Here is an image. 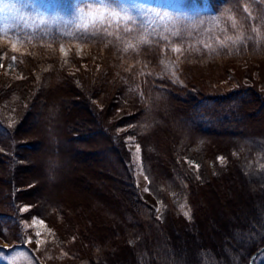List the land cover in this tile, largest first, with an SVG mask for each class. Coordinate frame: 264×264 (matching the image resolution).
I'll use <instances>...</instances> for the list:
<instances>
[{
    "label": "trees",
    "instance_id": "trees-1",
    "mask_svg": "<svg viewBox=\"0 0 264 264\" xmlns=\"http://www.w3.org/2000/svg\"><path fill=\"white\" fill-rule=\"evenodd\" d=\"M9 2L12 12L0 19V168L4 174L0 181V239L12 248L28 249L33 264H103L105 253L100 243L88 241L80 229L68 231L61 210L40 207V202L29 197L36 181L23 186L17 181L28 165L26 152L31 147L23 141L27 127L50 108L46 104L48 90L43 84L58 78L54 88L68 83L64 103L75 102L72 96L77 93L83 103L81 114L87 116H79L75 127L71 124L66 133L68 139L88 142L101 134L107 140L114 162L110 160L123 179L117 181L118 185L128 187L126 194L137 210V216L122 210L126 233L122 239L128 257L119 264H249L250 257L264 246V236L241 248L242 254L230 248L231 241L224 244L220 253L211 246H196L187 258L180 255L172 239L165 237L170 234L166 230L170 222L178 221L184 227L195 222L194 193L206 184L210 174L219 178L234 167L252 186L264 190V145L255 144V140L264 141V135L249 136L246 129L239 128L245 121L246 105L264 109V89L252 81L250 85L243 82L250 79L254 64L246 69L234 65L264 62V0ZM73 8L78 16L86 18L85 23H12L24 11L40 19L53 9L76 17L71 12ZM170 8L174 12L166 13ZM203 18L222 20L226 26L233 22L243 40L221 47L212 36L204 44L188 36V26ZM61 47L66 55L61 54ZM175 48L180 51H173ZM208 50L214 52H204ZM203 66H212L219 85L216 90H198L196 75ZM12 71L20 77L12 79ZM29 79L32 82L27 86ZM229 86L232 89L228 90ZM176 103L180 108L170 113L169 108ZM165 109L181 140L190 133H195V137L177 146L166 164L165 176L156 178L151 162L155 148L150 145L149 136L165 125ZM117 111H124L123 115L112 120L110 117ZM101 112L109 114L102 121ZM216 130L240 144L232 143L216 152L206 142ZM52 136L57 143V136ZM127 139L140 148L141 167L148 190L159 203L158 214L140 197ZM243 142L252 146L245 147ZM56 153L57 149L58 156ZM191 163L199 166L197 170L190 168ZM262 198L256 212L261 215L258 219L264 221V195ZM24 208L27 211L22 212ZM185 211L189 212L188 217ZM34 220L47 229L36 253L27 246L38 238L32 226ZM259 220L255 225L263 223ZM253 264H264V251L254 257Z\"/></svg>",
    "mask_w": 264,
    "mask_h": 264
},
{
    "label": "rangeland",
    "instance_id": "rangeland-1",
    "mask_svg": "<svg viewBox=\"0 0 264 264\" xmlns=\"http://www.w3.org/2000/svg\"><path fill=\"white\" fill-rule=\"evenodd\" d=\"M9 1L17 4L16 1L21 0H0V14L2 13L0 19H6L8 17L6 14L9 15V12H12L9 10L11 9L8 6L10 5ZM168 10L174 12L173 8H170L166 10V13ZM62 11L53 9L43 19L33 17L30 12L24 11L12 23L32 26L43 23L45 20L52 23L65 21L66 24H72L78 22V20H83V23L86 22V18L82 19L81 15L78 16L74 8L71 12L73 14L75 12L76 17ZM188 27H191L186 29L189 31L188 36L197 38L202 44H204V40L211 36L215 39L216 45H221V47H226L230 42L237 44L243 40L241 33L237 34L235 25L231 21L226 26L222 20L210 21L203 18L202 20L197 19L194 25ZM204 52L210 54L214 51ZM236 64L241 65V69H246L249 65L254 64L250 74L251 80L245 78L243 82L250 85L252 81L259 84V89H264V62L258 64L257 61L248 64L237 62L234 65ZM9 73L12 79L20 77L18 73H13V71ZM196 77L195 84H197L198 90L206 87L211 91L216 90L219 86L212 66H203L198 69ZM57 81L58 78L43 84L44 88L48 90L46 104L50 108L42 116L34 118L27 127L26 138L23 141L30 144L31 148L26 152L28 165L20 173V177L17 179L18 184L36 181L37 186L32 190L29 197L36 202H40L38 204L40 207H54L61 210L65 216L63 223L68 231L74 230L76 232L80 229L88 241L100 243L102 245L100 249L105 253L102 259L103 264H119L118 262L128 257L124 246L125 241L122 239V236L126 234L124 228H122L124 220L122 210L126 209L134 216H137V210L132 203V199L128 198L126 194L128 190L126 184H124L126 187L123 188L118 185L117 181L119 179L123 181V179L118 177L115 163H112V161L114 162L113 154L109 152L107 140L101 134H96L94 140L88 142H73L68 139L66 133L71 124L73 123L72 126L75 127L78 123L77 118L87 119V116L81 114L83 103L79 100L80 96L77 93L74 96L71 95L75 102L71 105L64 103L63 97L68 95L64 93L68 83L62 84L56 89L54 87ZM31 82L32 80H27L26 85H30ZM227 89L230 90L232 87L229 86ZM26 91L28 92V90ZM178 108H180V105L176 103V105L173 104L169 108V111ZM169 111L164 110L165 125L160 126L149 136L150 145L155 148L151 162L154 164L153 171L156 173V178L165 176L166 164H168L169 157L177 149V146H183L182 144H185L188 140H193L195 137V133L188 134L185 132L188 135L185 136V141L181 140L180 136L174 132L173 124L167 119ZM123 112L117 111L110 118L115 120L121 117ZM108 115H106V112L104 114L101 112V121L106 119ZM243 115L245 121L239 128L246 129L249 136L259 138L263 136L264 109L254 105H246ZM98 118H95V122ZM236 118L240 119L241 117L237 116ZM48 120H51V122ZM88 125L90 124L85 126L89 127ZM215 132L213 135H208L206 139L208 146L215 151H222L232 143L240 144L234 137L220 134V130ZM52 135L57 136V143L54 142ZM127 141L140 197L155 208L156 214H158L160 206L156 198L149 193L147 179L141 167L140 148L137 152L139 146L130 139H127ZM255 144L264 145V141L261 139L255 140ZM244 145L249 148L252 146L250 142ZM55 149L58 150V153H56L58 156H55ZM190 168L197 170L196 165L193 163L190 164ZM3 175V169L0 168V181L4 177ZM209 177L206 184L199 187L194 193L195 222L184 227L180 222L174 221L170 222L166 228L170 234L165 237V240L172 239L174 247L178 249L181 256L186 258L187 256L190 257L196 246L200 248L211 246L217 253H220L225 249L224 244H230L231 241L230 248H233L234 251L238 249L239 253L242 254L243 248L264 236V221L258 219L261 215L256 212L259 211L260 205L258 204L259 200L263 199L264 190L259 189L256 185L252 186L234 170V167L229 168V171L219 176V178L211 174ZM158 208L159 211H157ZM250 215L253 216L249 218ZM257 220L263 223L255 225ZM37 222V226L34 227L36 232H39L38 238L27 243L35 253L39 245L37 241L40 242L47 234L44 224L40 221ZM39 224H43V227H39ZM260 224L263 225L260 226ZM10 247L11 245L0 239L1 264H32L31 256L23 249H15L6 252V254L2 252L4 249L9 250ZM137 260H140V258H137Z\"/></svg>",
    "mask_w": 264,
    "mask_h": 264
},
{
    "label": "snow or ice",
    "instance_id": "snow-or-ice-1",
    "mask_svg": "<svg viewBox=\"0 0 264 264\" xmlns=\"http://www.w3.org/2000/svg\"><path fill=\"white\" fill-rule=\"evenodd\" d=\"M173 51L178 52V51H180V49L179 48H175V49H173ZM60 52H61L62 55H66L65 50H64L63 47H61ZM137 152H139V147H137ZM218 159H220L221 161L223 160V158H218ZM196 167L198 168L199 166L197 165ZM146 191H147V189H146ZM181 207L183 208V206H181ZM23 211H27V208L22 209V212ZM157 211H159V208L157 209ZM184 215L186 217H188L189 216V212L185 211L184 212ZM37 224H38V222L34 220L33 221V226H37ZM39 227H43V224H39ZM36 235L38 236L39 235V232H37ZM37 243L39 244V241H37Z\"/></svg>",
    "mask_w": 264,
    "mask_h": 264
},
{
    "label": "bare ground",
    "instance_id": "bare-ground-1",
    "mask_svg": "<svg viewBox=\"0 0 264 264\" xmlns=\"http://www.w3.org/2000/svg\"><path fill=\"white\" fill-rule=\"evenodd\" d=\"M28 183H30V182L23 183V184H19V186H23V185H26V184H28Z\"/></svg>",
    "mask_w": 264,
    "mask_h": 264
}]
</instances>
